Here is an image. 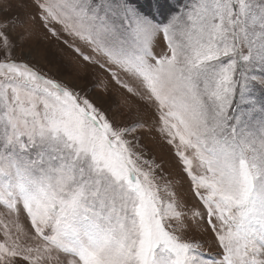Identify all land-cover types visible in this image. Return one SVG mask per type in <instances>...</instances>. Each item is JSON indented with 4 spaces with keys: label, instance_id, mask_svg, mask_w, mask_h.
<instances>
[{
    "label": "snow or ice",
    "instance_id": "snow-or-ice-1",
    "mask_svg": "<svg viewBox=\"0 0 264 264\" xmlns=\"http://www.w3.org/2000/svg\"><path fill=\"white\" fill-rule=\"evenodd\" d=\"M12 7L0 6V208L15 219L0 221V264H264V0H16L31 11L3 15ZM37 24L107 73L129 111L155 110L198 206L158 183L146 119L121 123L103 97L16 58ZM201 224L212 244L193 235Z\"/></svg>",
    "mask_w": 264,
    "mask_h": 264
},
{
    "label": "rangeland",
    "instance_id": "rangeland-1",
    "mask_svg": "<svg viewBox=\"0 0 264 264\" xmlns=\"http://www.w3.org/2000/svg\"><path fill=\"white\" fill-rule=\"evenodd\" d=\"M6 2L8 0H0V6ZM11 2L13 4L12 9L4 12L3 15L12 16L19 12L23 16L25 11H31V9L25 11L16 9L14 7L16 0H11ZM64 38L62 36L61 40H56L37 24L35 35L18 43L15 56L17 59H26L30 64L42 68L45 73L57 80L74 83L78 89L83 88L93 98L103 97L107 104H112L116 111L123 113L120 118L121 123L130 124L141 118L146 119L147 124L139 129L137 135L144 149L145 158L159 165L155 170L158 183L161 185L170 184L177 195V200L185 205L183 210L198 206L199 202L191 191V182L183 171V165L175 156L171 146L164 141L157 131L158 124L155 122V118L150 115V112L155 110L145 111L142 109V116L137 115L134 110L129 111L128 104L125 103L127 93L118 88L114 82H111L107 73L92 66L85 67V62L63 43ZM13 39L15 40L16 37L13 36ZM81 47L83 46L81 45ZM84 51L87 54L88 49L84 48ZM94 85L95 88H93ZM13 219H15L14 216H10L4 209L0 208V221L8 223ZM20 223L26 229L30 227L29 221L24 216H21ZM205 227L204 224H201L199 228L193 225V235L201 241H208L209 244H212V235L210 232L204 231ZM0 242H3L2 230H0ZM216 250L214 245L204 248V251L209 254L215 253ZM60 255L61 259L64 260L63 255Z\"/></svg>",
    "mask_w": 264,
    "mask_h": 264
}]
</instances>
